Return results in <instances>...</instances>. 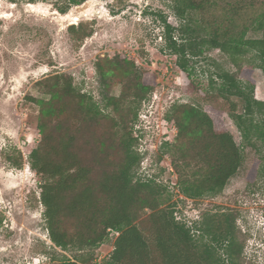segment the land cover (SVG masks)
<instances>
[{"label":"trees","instance_id":"obj_1","mask_svg":"<svg viewBox=\"0 0 264 264\" xmlns=\"http://www.w3.org/2000/svg\"><path fill=\"white\" fill-rule=\"evenodd\" d=\"M174 1L179 25L162 17L166 49L189 77L195 73V58L214 49L225 54L233 68L212 58L217 79L211 75L206 90L227 102L244 144L258 148L264 144V101L255 97L252 71L264 70V0ZM70 28L75 31V25ZM90 34L85 31L84 36ZM127 63L125 74L132 73V78L122 93L105 95V107L114 115L104 113L91 94L81 93L66 73L49 77V100L36 99L42 137L29 154V164L42 179L49 236L61 249L80 252L52 264H88L91 249L112 230L118 233L114 248L102 264H240L244 246L232 214L209 211L199 226L197 221L188 224L166 204L162 186L153 179H135L140 156L127 125L137 119L139 104L153 84L133 61ZM114 64L117 70L96 65L106 87L108 75L122 71ZM129 97L134 104L129 105ZM165 119L178 130L176 140L165 141L163 147L172 155L182 194L198 199L222 193L245 160L233 133L196 103H173ZM86 144L94 151L88 161L80 157ZM13 162L21 167L23 157ZM146 209L151 211L142 217ZM67 217L74 221L73 230L65 224Z\"/></svg>","mask_w":264,"mask_h":264},{"label":"rangeland","instance_id":"obj_2","mask_svg":"<svg viewBox=\"0 0 264 264\" xmlns=\"http://www.w3.org/2000/svg\"><path fill=\"white\" fill-rule=\"evenodd\" d=\"M174 5V0H0V264H52L80 253L61 249L49 236L42 179L29 164V154L42 137L36 99L49 100V77L66 73L81 93L91 94L104 113L114 115L105 107V95L119 96L132 78V73L125 74L128 60L153 84L139 104L137 119L127 125L137 139L133 150L140 156L135 179H153L162 186L166 204L188 224L197 221L199 226L209 211L232 214L244 246L240 264H264V144L260 142V149L244 144L227 102L206 90L211 75L217 79L214 60L233 68L225 54L214 49L195 58L191 77L177 66L176 56L165 47L162 21L165 17L179 25ZM85 31L91 34L84 36ZM97 63L115 69L114 63H119L122 71L108 75L106 87ZM252 78L255 97L264 101V70L255 67ZM128 101L133 103L131 97ZM175 102L196 103L212 112L244 150L243 165L217 196L187 198L177 185L172 155L163 147L165 141L176 140L175 123L165 119ZM93 152L86 144L80 157L88 161ZM22 157L23 165L16 166L13 161ZM73 223L71 217L65 219L69 230ZM117 234L112 230L91 249L88 264L105 261Z\"/></svg>","mask_w":264,"mask_h":264}]
</instances>
